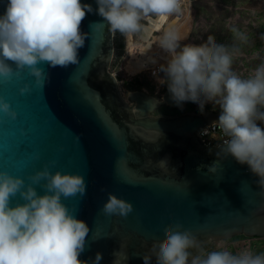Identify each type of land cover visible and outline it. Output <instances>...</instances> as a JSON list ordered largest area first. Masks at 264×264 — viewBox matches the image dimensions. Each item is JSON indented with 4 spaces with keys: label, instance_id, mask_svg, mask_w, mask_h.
<instances>
[{
    "label": "water",
    "instance_id": "1",
    "mask_svg": "<svg viewBox=\"0 0 264 264\" xmlns=\"http://www.w3.org/2000/svg\"><path fill=\"white\" fill-rule=\"evenodd\" d=\"M81 3L93 12L80 26L89 36L78 50V64L39 65L49 74L43 89L27 71L21 80L0 81V97L17 112L15 120L0 112V171L27 185L30 175L56 161L52 173L84 176L85 195L62 197V202L89 226L79 257L88 264L97 252L100 264H144L143 255L176 222L205 251L237 236L264 239L259 178L233 157L218 156L222 145H207L200 137L220 112L154 117L161 107L181 109L187 101L177 104L168 89L161 100L141 91L123 93L111 71L114 34L97 14L96 0ZM6 4L0 0V14ZM25 83L32 91L21 95ZM214 163L218 171L211 174L208 167ZM108 193L130 202L134 211L127 218L104 215L100 210ZM18 202L23 203L19 195L10 206Z\"/></svg>",
    "mask_w": 264,
    "mask_h": 264
},
{
    "label": "clouds",
    "instance_id": "2",
    "mask_svg": "<svg viewBox=\"0 0 264 264\" xmlns=\"http://www.w3.org/2000/svg\"><path fill=\"white\" fill-rule=\"evenodd\" d=\"M96 3L97 14L113 34L147 40L153 31L162 29L156 43L167 58L158 71L164 73L162 80L171 98L177 104L196 103L201 112L206 103L218 106L220 115L215 126L226 139L217 155L231 156L237 163L247 165L259 178L260 195L264 197V128L257 123H264V61L247 78L232 67L240 46L249 43L248 34L233 26L231 45L217 43L213 35L199 45H182L187 37L168 20L183 14L185 0ZM91 12L92 6L81 0H7L0 14V81L21 80L27 71L34 84L43 89L49 74L39 65L67 68L78 64V50L89 36L80 26L86 13ZM31 91L28 83L19 88L21 95ZM0 112L11 120L17 118V112L3 97ZM151 162L147 160L144 167ZM55 164L50 161L30 175L27 185L23 178L0 171V264H88L79 257L85 251L89 226L62 202V197H83L86 180L80 174L52 173L50 166ZM217 171L216 163L208 167L211 174ZM37 185L43 194L38 193ZM17 195L23 203L10 206ZM100 211L106 216L127 218L134 208L130 202L108 193ZM182 228L178 222L166 227V238L153 242L150 253L143 255L144 264H151L153 256L156 264H264V254L256 255L250 250L237 254L227 249L205 251L201 242ZM192 249L198 254L194 255ZM102 258L97 252L92 264H100Z\"/></svg>",
    "mask_w": 264,
    "mask_h": 264
},
{
    "label": "rangeland",
    "instance_id": "3",
    "mask_svg": "<svg viewBox=\"0 0 264 264\" xmlns=\"http://www.w3.org/2000/svg\"><path fill=\"white\" fill-rule=\"evenodd\" d=\"M186 21H179L175 16L170 17L169 24H175L179 30H186L187 39L181 44H201L207 41L208 35H213L216 42L224 45L233 43L231 27H236L249 36V43L244 45L250 51L247 53L241 50L240 54L234 57L233 70L241 77L247 78L254 72L253 66L256 62L264 61V2L260 0H193L191 13L187 14ZM167 26V25H166ZM158 37V36H156ZM260 44V45H259ZM114 60L111 70L116 74L123 93L141 91L159 100L162 99L167 84L163 82L164 73L152 76L146 69L135 68L132 56L139 57L142 48H146L148 43L139 36L125 37L120 33L114 34ZM257 46L260 49L253 50ZM257 49V48H256ZM127 50L129 55L126 54ZM138 62V61H137ZM142 70V71H141ZM190 101L182 109L167 108L154 113V116L174 117L180 114L198 110L199 105ZM218 108L212 103H206L207 108ZM219 109V108H218ZM255 241L244 238L235 241L216 242L209 251L227 249L233 254L244 250H250L253 254H264V244L254 247Z\"/></svg>",
    "mask_w": 264,
    "mask_h": 264
},
{
    "label": "built area",
    "instance_id": "4",
    "mask_svg": "<svg viewBox=\"0 0 264 264\" xmlns=\"http://www.w3.org/2000/svg\"><path fill=\"white\" fill-rule=\"evenodd\" d=\"M264 1V0H262ZM193 0H185L184 4V11L183 14L180 17H176L179 21H186L187 20V14L191 13ZM170 19V18H169ZM166 27V25H165ZM162 29L159 31H156L154 34L155 36H159ZM154 51L158 59L160 60V63H158L156 66H148L146 65L144 69H146L152 76H157L160 74L158 71L161 64H166V58L167 53H165L162 49H160L157 45V43L153 44ZM112 73L115 74V72L112 70ZM116 75V74H115ZM258 125H264V123L257 122ZM200 137L203 139L204 143L207 145H223V141L226 139V137L223 135L221 130L215 126V122L211 123L210 125H207L200 131Z\"/></svg>",
    "mask_w": 264,
    "mask_h": 264
},
{
    "label": "crops",
    "instance_id": "5",
    "mask_svg": "<svg viewBox=\"0 0 264 264\" xmlns=\"http://www.w3.org/2000/svg\"><path fill=\"white\" fill-rule=\"evenodd\" d=\"M155 32L156 31H153L152 36L149 37L147 40H145L148 43V45L146 46V48H142V50L140 51L139 57L131 55V58L133 60H135L134 62L141 61V64L144 67L146 65H148V66H156L158 63H160V60L158 59V57L155 54L154 47H152V46H154L153 44L156 43V36L154 34ZM180 32H181L182 35H185L186 37L188 36V34L186 33V30H184V31L180 30ZM142 40L144 41V39H142ZM149 45H150V47H149ZM246 47L244 45L240 46L241 50H245L248 53L250 50L249 49H245ZM256 48L253 49V50L255 51V50L260 49V46H257ZM126 54L129 55V51L128 50H127ZM152 60H155V63H153ZM259 64H258V62H256V67H258ZM256 67H253L252 69H255ZM206 111H208V110H206ZM218 112H220V111H218ZM258 126L264 128V125H258Z\"/></svg>",
    "mask_w": 264,
    "mask_h": 264
},
{
    "label": "trees",
    "instance_id": "6",
    "mask_svg": "<svg viewBox=\"0 0 264 264\" xmlns=\"http://www.w3.org/2000/svg\"><path fill=\"white\" fill-rule=\"evenodd\" d=\"M260 1H262V0H260ZM264 2V1H263ZM114 60V59H113ZM233 61H235V60H233ZM253 67H255V66H253ZM192 103L193 102H191L190 103V105H192ZM206 110H210V111H220V109H218V108H213V107H210V108H207V109H205V111ZM192 111H198V110H192ZM190 112H191V110H190ZM198 112H201V111H198ZM202 112H204V111H202ZM238 238H244V239H250V240H253V241H255L254 242V244H255V246L254 247H257V248H260L263 244H264V239H261V238H248V237H246V236H237V237H235V238H233V239H231V240H228V241H235V239H238ZM264 251V250H263ZM263 254V253H262Z\"/></svg>",
    "mask_w": 264,
    "mask_h": 264
},
{
    "label": "flooded vegetation",
    "instance_id": "7",
    "mask_svg": "<svg viewBox=\"0 0 264 264\" xmlns=\"http://www.w3.org/2000/svg\"><path fill=\"white\" fill-rule=\"evenodd\" d=\"M139 62V63H138ZM138 62H134V66H135V68H137V69H144V66L141 64V61H138ZM142 71V70H141ZM189 101H187L186 102V105H187V103H188ZM185 105V106H186ZM184 106V107H185ZM183 107V108H184ZM167 108H172L173 109V107H169V106H164V107H161L158 111H161V110H164V109H167ZM174 109H179V108H174ZM182 109V108H181ZM157 112V111H156ZM155 112V113H156ZM153 116H154V114H153ZM155 117V116H154ZM157 117V116H156ZM215 243H213V244H211L210 246H208V247H206V249H207V251H209L211 248H212V246L214 245ZM190 251H192L193 253H195L197 250H195V249H192V250H190Z\"/></svg>",
    "mask_w": 264,
    "mask_h": 264
},
{
    "label": "bare ground",
    "instance_id": "8",
    "mask_svg": "<svg viewBox=\"0 0 264 264\" xmlns=\"http://www.w3.org/2000/svg\"><path fill=\"white\" fill-rule=\"evenodd\" d=\"M139 63V62H138Z\"/></svg>",
    "mask_w": 264,
    "mask_h": 264
}]
</instances>
